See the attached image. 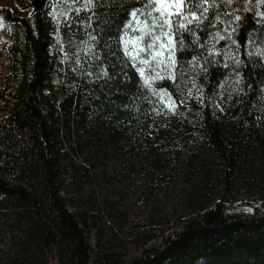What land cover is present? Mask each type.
<instances>
[{
  "label": "trees",
  "instance_id": "16d2710c",
  "mask_svg": "<svg viewBox=\"0 0 264 264\" xmlns=\"http://www.w3.org/2000/svg\"><path fill=\"white\" fill-rule=\"evenodd\" d=\"M52 1L32 0L26 13H3L12 82L0 96V170L12 179L0 175V236L14 248L5 264H43L42 254L50 264H264V214L237 213L211 190L196 192L197 211L179 230L126 262L112 251H93L86 220L76 219L61 195L65 177L88 178L96 169L89 159L73 161L62 135H75L80 153L98 137L122 155L125 170L101 172L111 185L135 173L130 153L148 154L141 182L153 191L177 172L175 161L192 162L204 148L221 159L228 181L241 152L263 140L264 0H188L202 22L184 31L170 75L151 85L125 56L120 37L131 9L146 13L153 2L81 0L63 27L72 20L78 40L91 37L94 66L80 72L76 88L60 103L43 98L51 71ZM176 31L181 46L182 30ZM158 91L171 93L174 110L159 102Z\"/></svg>",
  "mask_w": 264,
  "mask_h": 264
},
{
  "label": "rangeland",
  "instance_id": "374dc122",
  "mask_svg": "<svg viewBox=\"0 0 264 264\" xmlns=\"http://www.w3.org/2000/svg\"><path fill=\"white\" fill-rule=\"evenodd\" d=\"M31 1L0 0V96L12 82L11 64L5 51L10 42L7 36L9 25L3 18V13L5 9L26 13L30 10ZM80 1H52L51 43L48 49L51 71L43 91L45 102L55 100L60 103L76 88L75 81L80 72L94 66L91 37L86 35L78 40L70 27L72 20L66 28L63 27V22ZM151 1L152 9L146 13L144 11L137 13L139 23L135 19L129 20L124 43L130 58L140 48L142 43L140 37L144 33L161 37V40L156 42L157 51H160L161 43H168L167 36L161 35L167 31V26L163 29L157 27L154 32L152 31L153 16L157 19L159 17L155 13L153 16L148 15L157 7L155 0ZM148 42L146 37L143 43ZM161 59L168 63V67H160ZM135 65L144 70L142 79L144 82L147 81L148 85L160 80L161 76L168 77L173 69L166 54L148 65L137 59ZM157 94L159 102L168 110L171 109L169 105L172 101L169 96L163 91H158ZM3 110L4 103L0 98V114H3ZM167 125L171 126L169 119ZM261 130L263 140L248 145L241 152L238 167L228 181L223 176L224 166L221 159L210 149L204 148L192 162L182 159L179 162L175 161L172 165L177 172L164 178L160 186L153 191L149 190L148 183L145 185L141 182L140 166L148 156L147 153L141 152L138 155L130 153L131 157L127 162L136 164L135 173L130 179L111 185L102 179L101 172L105 169L107 174L112 175L115 169L125 170L122 155L117 150L106 148L105 144L97 141L98 137L89 141V145L80 153L75 135L69 139L62 135V146L64 150L69 151L72 160L80 162L89 159L96 165V169L89 171L88 178L65 177L61 195L65 199L68 211L76 219L86 220L83 226L93 251L95 253L99 252L98 250L112 251L122 262H126L138 256L143 248L158 244L162 237L179 230L180 223L196 213L197 205L194 204V200L196 192L200 189H204L205 192L211 190L213 197H223L227 206L237 213L264 214V125L261 126ZM97 154L100 156L99 159L95 158ZM0 175L12 179L2 170ZM203 201L200 199L199 202ZM150 234L154 236L148 239ZM10 246L5 234L1 235L0 264H5L7 259L13 257L14 248ZM39 258L43 264L52 262L47 259L46 254L40 255Z\"/></svg>",
  "mask_w": 264,
  "mask_h": 264
},
{
  "label": "snow or ice",
  "instance_id": "6c2138e0",
  "mask_svg": "<svg viewBox=\"0 0 264 264\" xmlns=\"http://www.w3.org/2000/svg\"><path fill=\"white\" fill-rule=\"evenodd\" d=\"M89 2L91 3V0H89ZM136 2L139 3V0H136ZM155 3L157 7L153 9L152 13L148 14L150 16H153V13H155L158 14L159 17V19H157L155 16H153L152 31L154 32L157 27L163 29L165 26H167V31L162 32L161 35L167 36L168 43L167 44L161 43L160 51H157L156 42L161 40V37H156L152 35V33H144L140 37V40L142 42L140 48L137 50L135 54L131 56L133 66H135L137 59H139L141 63L148 65L151 61H154L158 57H163L166 54L168 58V62L170 63L171 67L175 68L179 63V61L176 59V53L183 51L182 43H183L184 31L187 30L189 25L202 21H200V16L198 15L197 12L191 11L192 5L188 3V0H155ZM84 10H88V8L85 7ZM75 11H80V9H75ZM204 11L208 12L209 9L205 7ZM138 12H139L138 8H132L131 11L128 13L129 19L130 20L135 19L137 23H139V17L137 16ZM186 13H190V14L186 15ZM29 15H31V13H29ZM49 15L50 16L52 15L51 12L49 13ZM177 19L180 21V23L176 27L182 30L179 32L181 46L177 45V39H176L177 31H176V27H174V21ZM185 20L187 21V23L184 22ZM235 20L240 21L241 17L236 16ZM145 23L147 24V21H145ZM128 27H129L128 24L124 25L125 30H127ZM146 37L148 38L149 42L147 44H144L143 41L145 40ZM221 39H223V37H221ZM120 43L124 48L125 56H129L130 54L127 51V46L124 43L123 33L121 34L120 37ZM193 59H195V57ZM160 67L166 68L168 67V63H165V61L161 59ZM137 71L140 73L141 77H143L144 70L138 68ZM103 74L107 76L108 75L107 70H105ZM164 78L165 77L163 76L159 77V79H164ZM169 78L172 79L173 81L177 79L175 75ZM145 83H147V81H145ZM168 95L171 96V93H168ZM182 103L183 101H180V104ZM169 107L174 110L176 107L175 101H173L172 104L169 105Z\"/></svg>",
  "mask_w": 264,
  "mask_h": 264
}]
</instances>
